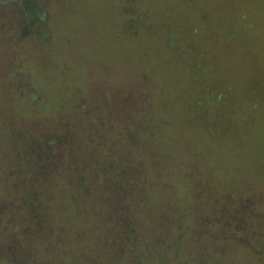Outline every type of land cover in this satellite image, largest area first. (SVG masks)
I'll use <instances>...</instances> for the list:
<instances>
[{
	"label": "rangeland",
	"instance_id": "374dc122",
	"mask_svg": "<svg viewBox=\"0 0 264 264\" xmlns=\"http://www.w3.org/2000/svg\"><path fill=\"white\" fill-rule=\"evenodd\" d=\"M37 20L17 48L1 42L0 62L82 88L98 103L86 113L115 114L112 129L142 130L157 153L214 164L217 207L191 247L209 264H264V0H39Z\"/></svg>",
	"mask_w": 264,
	"mask_h": 264
},
{
	"label": "trees",
	"instance_id": "16d2710c",
	"mask_svg": "<svg viewBox=\"0 0 264 264\" xmlns=\"http://www.w3.org/2000/svg\"><path fill=\"white\" fill-rule=\"evenodd\" d=\"M38 12L39 0H0V44L17 48ZM19 69L0 62V264H209L189 238L214 217V164L157 153L142 130L112 129L115 114L86 113L98 103L82 88L67 96Z\"/></svg>",
	"mask_w": 264,
	"mask_h": 264
},
{
	"label": "flooded vegetation",
	"instance_id": "af4514ba",
	"mask_svg": "<svg viewBox=\"0 0 264 264\" xmlns=\"http://www.w3.org/2000/svg\"><path fill=\"white\" fill-rule=\"evenodd\" d=\"M164 64H161V66H163Z\"/></svg>",
	"mask_w": 264,
	"mask_h": 264
}]
</instances>
